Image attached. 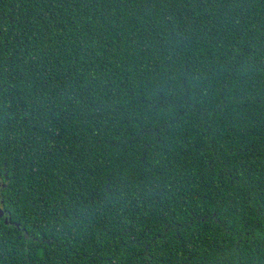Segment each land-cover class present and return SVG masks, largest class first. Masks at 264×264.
Masks as SVG:
<instances>
[{"label": "trees", "instance_id": "16d2710c", "mask_svg": "<svg viewBox=\"0 0 264 264\" xmlns=\"http://www.w3.org/2000/svg\"><path fill=\"white\" fill-rule=\"evenodd\" d=\"M0 264H264V0H0Z\"/></svg>", "mask_w": 264, "mask_h": 264}, {"label": "flooded vegetation", "instance_id": "af4514ba", "mask_svg": "<svg viewBox=\"0 0 264 264\" xmlns=\"http://www.w3.org/2000/svg\"><path fill=\"white\" fill-rule=\"evenodd\" d=\"M0 211H2V216L0 217L1 221H3L4 223H6V224H8L10 226L19 225L18 223H15V222L11 221L10 213L8 212V210H6L3 207H0Z\"/></svg>", "mask_w": 264, "mask_h": 264}, {"label": "water", "instance_id": "95a60500", "mask_svg": "<svg viewBox=\"0 0 264 264\" xmlns=\"http://www.w3.org/2000/svg\"><path fill=\"white\" fill-rule=\"evenodd\" d=\"M2 216V211H0V217Z\"/></svg>", "mask_w": 264, "mask_h": 264}]
</instances>
